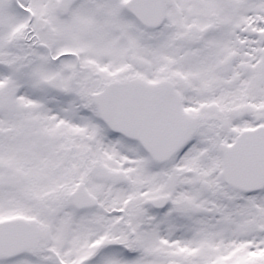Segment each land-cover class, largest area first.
Returning a JSON list of instances; mask_svg holds the SVG:
<instances>
[{
	"label": "snow or ice",
	"instance_id": "snow-or-ice-1",
	"mask_svg": "<svg viewBox=\"0 0 264 264\" xmlns=\"http://www.w3.org/2000/svg\"><path fill=\"white\" fill-rule=\"evenodd\" d=\"M0 264H264V0H0Z\"/></svg>",
	"mask_w": 264,
	"mask_h": 264
}]
</instances>
